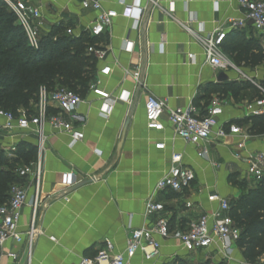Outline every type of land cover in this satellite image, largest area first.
Wrapping results in <instances>:
<instances>
[{"label": "crops", "instance_id": "0c3cea01", "mask_svg": "<svg viewBox=\"0 0 264 264\" xmlns=\"http://www.w3.org/2000/svg\"><path fill=\"white\" fill-rule=\"evenodd\" d=\"M81 1L37 2L46 17L47 30L61 25L65 31L73 29L80 34L97 17L96 12L83 10ZM137 4L147 7L138 31L131 19ZM159 4L160 10H155L149 0H125L124 6L119 0H103L104 9L115 10L119 16L111 30L97 40L108 48L107 58L97 61L96 65V79L100 84L96 91L89 90L83 97L84 103L76 113L79 121L75 124L84 133V140L72 147L68 134L45 126L36 220L38 234L30 253L26 240L22 244L8 242L4 251L17 254L18 259L4 258L2 264H79L84 257H94L106 240L112 241L117 251H123L130 230L150 226L155 220L145 218L144 203L169 171L170 157L175 153L183 155V165L195 172V181L182 193L166 191L155 196L166 208L170 237L157 238L161 244L158 258L147 261L138 252L130 264H172L177 258L192 262L222 258L218 243L207 251L188 254L181 247L179 236L191 221L217 209V204L208 201L209 196L218 194L229 199L238 193L231 176L239 173L247 180L244 179L246 165L234 158L240 152L237 150L240 138L214 137L207 145L208 157L199 156L204 147L188 145L176 137L166 116L164 132L149 130L145 102L148 95H153L165 102L167 111L191 105L201 111L206 102L217 97L212 93L217 87L246 82L244 76L256 80L260 86L264 81L263 65L237 67L239 71L212 68L206 62L202 47L182 24L204 36L217 29L226 31V47L245 42L264 49V40L250 22L244 28L230 29V20L244 17L237 0H159ZM132 44H135L133 48ZM189 55L193 58L189 59ZM105 67L111 68L108 76L101 74ZM137 70L144 83L141 86L132 77ZM221 74L227 81H218ZM247 93L252 90L244 91ZM251 97L249 101L243 96L238 100L230 95L223 99L224 112L215 132L221 125L228 128L229 124L245 120L247 105L257 99ZM107 100L111 102L109 110L105 109ZM50 113H57L55 106H51ZM4 124L0 116L3 149L21 143L37 147L35 128L16 129L8 134L3 130ZM241 128L247 132V126ZM161 143L165 144L163 150L156 148ZM245 149L241 151L243 156L263 151L264 136H251ZM18 182L27 191L20 225V231L27 232L33 215L35 182L32 177L26 180L18 177ZM187 203L192 208H187ZM231 255L243 258L237 246Z\"/></svg>", "mask_w": 264, "mask_h": 264}, {"label": "built area", "instance_id": "2783aa9c", "mask_svg": "<svg viewBox=\"0 0 264 264\" xmlns=\"http://www.w3.org/2000/svg\"><path fill=\"white\" fill-rule=\"evenodd\" d=\"M10 10L15 14L17 23L23 28L30 47L39 50L42 37L50 31L47 30L46 17L40 4L42 0H4ZM244 17L239 20H230V29H241L252 22L253 28L257 34L264 40V0H237ZM152 8L160 10L159 0H149ZM119 4L124 6L125 0H119ZM83 10L94 11L97 17L80 34H76L73 29H67V36L77 39L83 34L91 38L100 39L107 34L119 16L115 10H106L103 7V0H82ZM147 11L146 6L137 4L134 6L131 19L134 23V29L139 30L142 18ZM193 21V20H192ZM182 27L192 36V38L202 47L206 62L218 71L235 70L239 71L232 60L224 53L222 47L226 40L227 33L224 30H215L206 36L196 32L190 26L182 24ZM135 45V44H134ZM132 44V48L134 47ZM88 54L97 61H104L108 56V48L99 43L88 46ZM193 55H189L192 59ZM111 73L110 67L101 70V74L108 76ZM138 86L142 82L141 72L137 70L133 75ZM244 80L251 82L261 92L262 97L249 103L246 108V116L259 117L264 115V88L258 85L253 79L244 76ZM100 82L95 79L91 84L90 90L96 91ZM126 102L131 104L128 99ZM84 99L77 93L57 86L53 90L41 88L39 92V101L36 106L35 115L27 118L21 112L16 118L11 113H0L5 120L3 130L8 134L15 130L28 131L35 128L37 136V157L28 165L17 170L18 177L22 180L32 177L35 182V202L33 204V215L31 224L27 232L20 231L22 211L27 205V191L19 182L15 183L10 190V200L7 204L0 207V264L4 258L16 261L17 254L5 252L4 247L8 242L22 244L25 240L28 243L29 253L32 251L34 240L37 237L36 229L37 210L40 206V185L43 169V153L45 151V126H50L54 131L68 134L71 139V146L84 140V133L75 124L79 119L76 113ZM111 103L109 100L105 103V109L109 110ZM225 101L220 97H214L210 105L205 109L204 115L201 111L191 105L187 108H176L167 111L165 102L153 95H148L145 102V117L147 127L151 131L164 132L166 124L164 117H167V123L173 130L176 137L191 146H203V151L199 154L202 157H208L207 145L213 141V138H226L227 136H238L240 142L237 144V152L234 158L242 161L246 165L245 177L248 181L258 184L264 180V150L260 152H248L246 156L241 154L245 150L247 142L251 136L242 130L236 124L226 128L219 125V119L224 112ZM51 106H55L57 113H50ZM74 120H77L74 122ZM159 150L165 149V144L156 145ZM4 152L7 158H14L17 153V146L5 148ZM171 167L167 174L157 183L153 195L145 203V218H155L150 226L132 229L128 233L126 246L123 251H117L115 244L106 240L99 247L94 257H84L79 264H130L132 258L142 252L147 261L158 258L161 244L157 238L166 240L170 237V223L166 214L164 204L156 201L155 196L159 193L171 191L182 193L191 187L195 181V172L183 165V155L175 153L170 157ZM71 179V176H70ZM70 184V182L68 183ZM210 203L218 205L217 209L211 213L204 214L198 219L189 223L186 231L179 236L181 247L188 254H196L209 250L215 244H220L218 252L223 258L228 259L237 246L241 238L242 230L236 225L230 216V200L218 194L208 197ZM187 208H192L191 203L186 204Z\"/></svg>", "mask_w": 264, "mask_h": 264}, {"label": "trees", "instance_id": "16d2710c", "mask_svg": "<svg viewBox=\"0 0 264 264\" xmlns=\"http://www.w3.org/2000/svg\"><path fill=\"white\" fill-rule=\"evenodd\" d=\"M227 39L228 35L223 51L237 67L264 66L262 47L245 42L226 47ZM97 40L87 34L73 39L60 25L44 35L39 50H35L30 47L15 14L4 0H0V113H11L16 118L21 112L27 118L35 115L41 88L53 90L62 86L85 97L96 79L97 65V60L88 54V46L97 44ZM261 87L264 88V83ZM247 90H252L257 99L262 97L260 90L247 81L227 83L212 93L221 99L230 95L238 100L246 95L244 91ZM211 101L201 109L202 115ZM236 125L247 126L250 136H264V115L248 117ZM36 157L35 146L21 143L15 157L9 159L0 145V207L10 200L11 187L18 182L17 170ZM234 177H230L231 183L244 189L246 184L236 182ZM230 216L242 230L237 248L241 250L243 259L247 264H257L264 258V180L247 188L244 194L230 202ZM172 264L190 263L177 258Z\"/></svg>", "mask_w": 264, "mask_h": 264}, {"label": "rangeland", "instance_id": "374dc122", "mask_svg": "<svg viewBox=\"0 0 264 264\" xmlns=\"http://www.w3.org/2000/svg\"><path fill=\"white\" fill-rule=\"evenodd\" d=\"M254 81L257 83L256 80ZM263 83L264 81L261 82V84ZM251 96L255 98V94H252V93H247V95L243 97H246V99L249 101L252 98ZM234 176H235L234 179L236 182L245 183L246 187L244 189H241L238 186H236L233 182L232 185L234 186L235 189L238 190V193L229 197L230 202L235 201L242 194H244L247 188L255 185L252 181L243 180L241 176L239 175V173L234 174ZM186 261H188V263L190 264H205L206 262H208V264H247L243 258L239 257V259H237L234 256L232 257V255L228 259L222 257V258H217V259H212V260H207L206 258H203V261L201 260L200 262H196V261L192 262L190 259H187ZM257 264H264V258H262Z\"/></svg>", "mask_w": 264, "mask_h": 264}, {"label": "water", "instance_id": "95a60500", "mask_svg": "<svg viewBox=\"0 0 264 264\" xmlns=\"http://www.w3.org/2000/svg\"><path fill=\"white\" fill-rule=\"evenodd\" d=\"M250 24L252 25V22H250ZM218 81H220V82L227 81V77L224 74H221L220 77L218 78ZM128 124H129V120L126 122V124L124 126V129H123L122 142L125 139V135H126V130L128 128Z\"/></svg>", "mask_w": 264, "mask_h": 264}]
</instances>
